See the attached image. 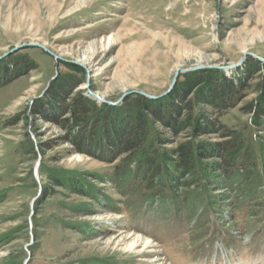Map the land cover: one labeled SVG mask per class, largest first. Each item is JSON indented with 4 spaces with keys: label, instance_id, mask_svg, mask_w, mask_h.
I'll use <instances>...</instances> for the list:
<instances>
[{
    "label": "rangeland",
    "instance_id": "1",
    "mask_svg": "<svg viewBox=\"0 0 264 264\" xmlns=\"http://www.w3.org/2000/svg\"><path fill=\"white\" fill-rule=\"evenodd\" d=\"M259 58L264 0H0V82L15 73L0 84V264H264V180L128 188L135 174L114 181L120 158L82 152L70 128L30 114L69 76L80 82L71 97L119 109L140 92L161 99L188 72L245 78ZM258 81L221 117L227 127L249 126ZM156 127L166 149L186 135ZM251 132L264 162V131ZM120 233L152 247L137 255Z\"/></svg>",
    "mask_w": 264,
    "mask_h": 264
},
{
    "label": "trees",
    "instance_id": "2",
    "mask_svg": "<svg viewBox=\"0 0 264 264\" xmlns=\"http://www.w3.org/2000/svg\"><path fill=\"white\" fill-rule=\"evenodd\" d=\"M251 68L245 78H228L216 70L188 72L161 99L137 95L119 109L98 106L80 94L71 97L80 82L69 76L59 82L48 100L31 108L30 114L70 128L69 140L82 152L97 157L96 152L105 149L108 161L120 158L124 163L116 167L114 181L133 173V181L127 180L128 188L145 182V190L160 188L171 195H176L179 187L240 190L246 184L254 187L264 180V162L251 135V129L264 131V63L253 61ZM72 70L82 71L78 67ZM254 74L259 75L254 85L258 95L243 106L249 114V126L229 128L220 119L243 100ZM13 78L15 73L0 84ZM199 105L209 109H200ZM117 111L124 112L118 115ZM156 124L172 136L184 132V140L166 149L169 141ZM78 184L72 182L75 188ZM79 190L76 192L84 194Z\"/></svg>",
    "mask_w": 264,
    "mask_h": 264
},
{
    "label": "bare ground",
    "instance_id": "3",
    "mask_svg": "<svg viewBox=\"0 0 264 264\" xmlns=\"http://www.w3.org/2000/svg\"><path fill=\"white\" fill-rule=\"evenodd\" d=\"M120 243H127L124 247L134 252L135 254L138 253L137 255L147 253V250L152 247V244L149 240H145L141 236L131 233L121 234L118 238V244Z\"/></svg>",
    "mask_w": 264,
    "mask_h": 264
},
{
    "label": "water",
    "instance_id": "4",
    "mask_svg": "<svg viewBox=\"0 0 264 264\" xmlns=\"http://www.w3.org/2000/svg\"><path fill=\"white\" fill-rule=\"evenodd\" d=\"M259 59H260V58H259ZM260 60H261L262 62H264V59H260ZM194 69H197V68H194ZM194 69H185V70H181L180 72L182 73V72H186V71L194 70ZM180 72L177 71V72L175 73V75H174V77H173V79H172V82H171V85H170L168 91H170V90L172 89V87H173V85L175 84V81H176L177 77L179 76V73H180ZM140 93L143 94V95H145V96H147V97H151V98H152L151 95H148V94H145V93H142V92H140ZM97 98L100 99L101 101H103L101 98H99V97H97ZM107 103H109V102H107ZM39 163H40V159L38 160V162H37V164H36V167H35V172H36V173H37V171H38Z\"/></svg>",
    "mask_w": 264,
    "mask_h": 264
}]
</instances>
